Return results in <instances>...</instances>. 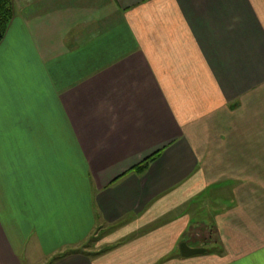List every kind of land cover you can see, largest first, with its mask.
<instances>
[{
  "label": "crops",
  "instance_id": "0c3cea01",
  "mask_svg": "<svg viewBox=\"0 0 264 264\" xmlns=\"http://www.w3.org/2000/svg\"><path fill=\"white\" fill-rule=\"evenodd\" d=\"M12 9L0 264H264V0Z\"/></svg>",
  "mask_w": 264,
  "mask_h": 264
},
{
  "label": "trees",
  "instance_id": "16d2710c",
  "mask_svg": "<svg viewBox=\"0 0 264 264\" xmlns=\"http://www.w3.org/2000/svg\"><path fill=\"white\" fill-rule=\"evenodd\" d=\"M12 17V0H0V43L5 36L6 30ZM153 158L154 157L145 159L142 163L135 166L134 169H136L138 173L143 172L146 169L148 163L152 161ZM66 255L67 254H60L54 257L50 263Z\"/></svg>",
  "mask_w": 264,
  "mask_h": 264
},
{
  "label": "rangeland",
  "instance_id": "374dc122",
  "mask_svg": "<svg viewBox=\"0 0 264 264\" xmlns=\"http://www.w3.org/2000/svg\"><path fill=\"white\" fill-rule=\"evenodd\" d=\"M12 15H13V9H12ZM7 31V30H6ZM212 199V197L208 194V193H206V194H204L201 198H199V200H198V202L196 203V206H198V204L199 203H201V202H206L205 204H204V208L202 209V211H200L199 213L198 212H196V214H197V217L198 218H201L204 222H207V219H206V217L208 216V214H212V212H210L211 211V209H215L217 212L222 208V205H223V203H222V205H221V203H217V202H214V201H212L211 200ZM210 212V213H209ZM219 213V212H218ZM190 214V213H189ZM190 215H192V214H190ZM215 215V214H214ZM196 217V218H197ZM195 218V219H196ZM207 223H209V222H207ZM96 241H98V239L96 240ZM97 242H95V241H91V240H89L88 241V243H86L85 244V246L86 247H90V249H92V247L96 244ZM96 245H98V244H96ZM100 245V244H99ZM215 245V244H214ZM213 244L212 245H210V246H208V248H210L211 250H214L215 248H217V245H215L214 246ZM84 246V245H83ZM97 247H99V246H97ZM103 247L101 246V247H99V248H97L98 250L99 249H102ZM80 249H83V247H80ZM104 249V248H103ZM102 249V250H103ZM23 264H34V262H31V261H33V260H31V261H29L25 256H23L22 258H21V260H20Z\"/></svg>",
  "mask_w": 264,
  "mask_h": 264
},
{
  "label": "water",
  "instance_id": "95a60500",
  "mask_svg": "<svg viewBox=\"0 0 264 264\" xmlns=\"http://www.w3.org/2000/svg\"><path fill=\"white\" fill-rule=\"evenodd\" d=\"M179 251L182 257H190V256L201 255L206 253L205 249H201V248L193 249L188 247L185 243L180 244Z\"/></svg>",
  "mask_w": 264,
  "mask_h": 264
}]
</instances>
